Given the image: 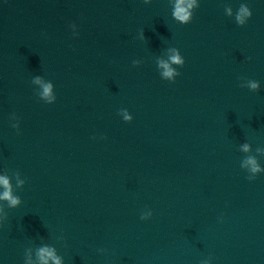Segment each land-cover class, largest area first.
<instances>
[{
  "label": "clouds",
  "instance_id": "9594fccd",
  "mask_svg": "<svg viewBox=\"0 0 264 264\" xmlns=\"http://www.w3.org/2000/svg\"><path fill=\"white\" fill-rule=\"evenodd\" d=\"M185 5V0H177L176 4V11H175V16L177 19L186 22L189 19L190 13L187 11V8H191L192 4L189 3L187 5V8L184 6ZM250 13L248 12V9L246 7H241L240 9V15L237 16V20L240 23H243V17L249 15ZM173 62L175 63H180V58L178 56H173L172 57ZM163 67L168 68L167 65H163ZM165 75L171 76L172 71L169 69ZM253 88L256 87L255 84L252 85ZM49 93V88H45V95ZM249 163L253 164V171H257L258 169L255 167V161H249ZM0 185H3L4 188L6 189L5 192L3 193V196L0 197V199H5L8 200L13 206H15L18 201L16 198H14L11 195V189L9 186V182L6 178L0 177ZM40 258L42 261H44V264H47V260L51 258L52 260L55 261V264H60L59 259H57L54 254L49 251L48 249H42L40 252Z\"/></svg>",
  "mask_w": 264,
  "mask_h": 264
}]
</instances>
